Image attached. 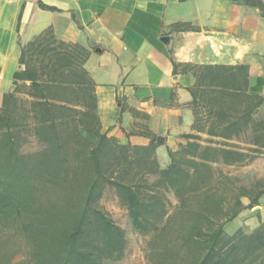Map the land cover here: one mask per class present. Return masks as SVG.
<instances>
[{"label":"trees","instance_id":"trees-1","mask_svg":"<svg viewBox=\"0 0 264 264\" xmlns=\"http://www.w3.org/2000/svg\"><path fill=\"white\" fill-rule=\"evenodd\" d=\"M47 38H53L49 30L22 48L19 63L25 69L13 73L14 88L2 96L0 264H101L99 254L115 253L123 241L122 231L96 206L104 185L114 188L136 229L149 217L166 216L153 227L158 233L152 264H264V222L250 233L225 230L243 210L258 205L264 187L239 184L214 166L248 163L264 147V123L252 121L263 97L247 93L239 106L222 107L191 89L193 108L199 98L209 121L206 129L193 128L210 138L202 144L197 135L185 134L187 142L168 150L169 164L160 168L153 145L119 144L100 132L94 82L81 67L88 53L78 45L38 43ZM76 65L81 72H60ZM28 125L37 130L41 148L26 153L20 130ZM81 126L97 137L95 143L77 137L70 142L63 134ZM246 129L255 146L244 149L234 139ZM136 164L144 170L135 171ZM145 174L156 176L152 184L142 180ZM162 187L177 200L169 213L161 202L141 196Z\"/></svg>","mask_w":264,"mask_h":264},{"label":"crops","instance_id":"crops-1","mask_svg":"<svg viewBox=\"0 0 264 264\" xmlns=\"http://www.w3.org/2000/svg\"><path fill=\"white\" fill-rule=\"evenodd\" d=\"M47 30L53 38L41 45L88 53L81 67L94 82L100 132L119 144L153 145L161 168L185 134L210 138L193 128L191 89L208 102L217 88L258 94L252 121L264 123V0H0V106L13 73L25 69L22 48ZM258 149L245 166L264 162ZM257 206L260 222L250 232L264 222V194Z\"/></svg>","mask_w":264,"mask_h":264},{"label":"rangeland","instance_id":"rangeland-1","mask_svg":"<svg viewBox=\"0 0 264 264\" xmlns=\"http://www.w3.org/2000/svg\"><path fill=\"white\" fill-rule=\"evenodd\" d=\"M242 97L243 95L234 89L228 91L217 88L214 90L211 96V101L216 103L217 106L233 107L236 104L240 105V100ZM193 111L196 128L206 129L209 123L206 117L207 111L204 109L203 104L200 101H198L197 106ZM230 113H233V111L231 110ZM85 129L86 127L81 126L76 132L74 130H66V132L63 131V134L70 136V142L75 141L77 137V139L79 138L81 140H85L91 144L95 143L97 137ZM36 132L37 130L33 125H28L20 130V133L24 137V141L21 143L20 147L22 152H33L41 148V144L38 142L35 135ZM199 138L203 141L208 139V137L201 138L200 136ZM249 140L250 134L245 133V131L241 132L237 139H234V141H237V143L240 144L239 146L241 148L245 149H247V147H245L244 144L248 143ZM143 155L149 158L151 157V154L148 152H144ZM154 157L155 159L157 158L155 155ZM251 161L252 160H250L248 163H251ZM245 165L246 163L233 166L215 164L214 166L224 174L236 179L239 184L249 187L254 183H258L260 186L264 187V162L261 160L248 166ZM134 170L143 171L144 169L142 168V165L136 164L134 165ZM155 179L156 176L150 174H145L142 178V180L146 181L148 184H152ZM141 196L148 203L155 201L161 202L165 213L171 212L177 205V200L172 190L167 187L155 189L152 192L142 191ZM243 200L246 202V198H243ZM96 206L112 221L114 226L119 228L123 233V241L117 244V251L112 254L101 252V254L98 256L99 262L101 264H152V241L154 239V235L158 233L155 229H153V227L157 226L159 228L163 224L166 216H164L162 219L149 217L148 220L143 223L142 228L136 229L132 224L127 209L121 206L118 202L114 188L108 185L103 186ZM254 207L242 211L236 219L227 225L226 233L232 234L237 230H241L244 233H249L255 225V222H260V217L255 216L257 209H254ZM158 209L160 210V207H158ZM167 236L169 238V235ZM174 247L176 248V245H174Z\"/></svg>","mask_w":264,"mask_h":264},{"label":"water","instance_id":"water-1","mask_svg":"<svg viewBox=\"0 0 264 264\" xmlns=\"http://www.w3.org/2000/svg\"><path fill=\"white\" fill-rule=\"evenodd\" d=\"M161 40L167 41L168 40V37L164 36V37L161 38ZM254 209H258V206H255Z\"/></svg>","mask_w":264,"mask_h":264}]
</instances>
